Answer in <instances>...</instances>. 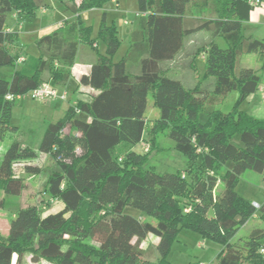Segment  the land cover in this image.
<instances>
[{"label": "trees", "instance_id": "16d2710c", "mask_svg": "<svg viewBox=\"0 0 264 264\" xmlns=\"http://www.w3.org/2000/svg\"><path fill=\"white\" fill-rule=\"evenodd\" d=\"M62 1H68L77 20L38 39L39 56L27 57L18 69L21 55L12 46L20 37L7 29L9 13L33 17L47 4L0 0V141H11L0 161V207L15 213L8 235L0 233V264H22L26 252L34 253L36 262L42 258L54 264H174L168 256L184 229L223 245L218 264H264L263 227L235 241L254 217L264 219V195L248 197L243 177L264 172V120L241 109L262 78L240 58L259 53L264 64V39L247 36L243 28L255 9L252 0H138L145 15L119 61L113 55L121 39L105 14L97 39L91 36L93 26L79 14L107 0H82L78 7L74 0ZM199 31L211 36L201 51L204 79H216L212 91L190 90L161 68L182 51L187 36ZM97 41L104 43V53L94 46ZM83 45L95 49L97 58L80 83L100 93L77 99L63 118L50 123L38 151L24 145L11 122L17 99L6 96L26 95L43 82L68 84ZM232 92L240 98L230 111L207 106L210 95ZM150 95L159 109L152 123L145 117ZM147 133L153 141L149 150H133ZM160 133H167L186 157V170L159 173L149 165ZM123 146L128 148L121 150ZM39 153L56 164L46 176L44 192L64 205L44 216L36 205L21 207L26 185L15 171L20 163L26 173H42L32 163ZM150 234L159 238L157 260L148 258L141 246Z\"/></svg>", "mask_w": 264, "mask_h": 264}, {"label": "rangeland", "instance_id": "374dc122", "mask_svg": "<svg viewBox=\"0 0 264 264\" xmlns=\"http://www.w3.org/2000/svg\"><path fill=\"white\" fill-rule=\"evenodd\" d=\"M75 1L78 7L80 1ZM121 3V10L118 11L112 0L103 2L101 6L86 9L80 14V19L88 25L93 26L92 38L97 39V30L105 14V21L108 25H114L118 31L121 39V44L117 52L113 55L114 61L123 59L131 45V34L138 28L141 17L137 15L140 12L138 8V0H119ZM68 1L62 0H46L47 8H39L35 16L27 17L22 20L21 24H17L16 30L20 33L21 43L17 46L23 49L26 54L32 57H37L38 47L36 41L41 37L54 33L60 28V22L70 24L77 20L78 15L74 14ZM261 5L264 7V0ZM191 13V12H189ZM200 9H195V15L200 16ZM126 21H129L126 24ZM8 23L13 25L12 14L9 13ZM244 32L248 35H253L256 38L264 39V19L262 21H255L252 23L245 22L243 24ZM211 40L210 33L207 31H199L191 34L185 38L184 47L182 51L172 61L161 63V68L165 75L170 78L181 80L184 85L190 90L207 89L212 91L215 86V77L210 76L204 79V56L201 50ZM217 42L226 47L227 42L223 38H218ZM91 48L89 45L87 46ZM104 43L100 41V52H103ZM82 55V54H80ZM31 63V61H30ZM240 63L245 67H250L258 71L261 75V85L264 83V64L259 53H250L240 58ZM22 65H17L20 69ZM201 95V92H200ZM240 98L239 92H232L226 96H212L207 99V106H215L216 108L228 112L232 109L235 102ZM43 101L32 99L31 97L18 100L13 109L11 122L18 127L16 137L20 141H28L34 146L38 140L39 135L43 134L50 123H55L63 118L68 110L67 105L55 114L49 113L47 108L42 105ZM257 105L264 111V102L260 95L254 100L252 97L247 98L243 103V109L252 116L264 120V112H256ZM159 116V109L154 106V98L149 96V106L145 114L149 123H152ZM152 136L147 133L145 139L136 146V151L145 153L144 147L146 145H153ZM5 143H11L10 139H6ZM8 146L6 147V149ZM128 147L123 146L121 150ZM6 149L1 152L4 154ZM2 157L0 158L1 161ZM33 164H37L42 168V173L31 174L23 171V164H17L15 171L19 174L25 182V189L21 194V205L29 206L36 205L41 214L44 216L49 212H58L61 210V205L57 200H54L44 192L43 184L46 176L50 174L56 164L51 156L43 154L39 159L33 160ZM150 166L159 173L166 171H184L187 169L186 157L175 148V142L167 133H160L154 142V147L150 155ZM244 180H256L261 184L262 179L260 175L255 172H247ZM264 181V180H263ZM220 188H217V192ZM3 196V190L0 189V200ZM258 199L263 197V192L260 191L257 196ZM259 216V214H257ZM13 217V212L0 207V233L7 236L10 228V221ZM154 224L156 220H152ZM263 227L264 219L254 217L245 227H242L235 241L239 238H244L253 228ZM137 239H134V242ZM95 243L93 241H90ZM148 258L157 260L159 257L158 251L154 244V239H144L141 243ZM223 245L210 239H204L198 233L189 229L182 230L176 241L173 244L172 250L168 256V260L174 264H218L217 257ZM34 253L26 252L22 259V264H54L39 258L34 261ZM17 255H15V260Z\"/></svg>", "mask_w": 264, "mask_h": 264}, {"label": "crops", "instance_id": "0c3cea01", "mask_svg": "<svg viewBox=\"0 0 264 264\" xmlns=\"http://www.w3.org/2000/svg\"><path fill=\"white\" fill-rule=\"evenodd\" d=\"M45 2H46V0H45ZM112 2L117 7L118 11H120L121 10L120 1L119 0H112ZM263 19H264V7L260 4L259 6L255 7V9L252 11L251 18L247 22L252 23L255 21H262ZM12 20H13V25H10L8 23L7 29L11 30V31H18V30H16V28L18 27L17 24H21L22 20H24V19H19L18 17L15 16L14 13H12ZM63 23L64 22H60L59 26L61 27L63 25ZM19 35H20V33H19ZM19 37H20V43H21V36H19ZM36 43H37V41H36ZM94 46L100 50V41H97V43ZM12 50L19 52L20 55L24 56L25 58L31 56L29 54H26L25 51L23 49H20L17 45L12 46ZM104 52H105V45L103 47V52H101V53H104ZM80 54H82V55H80ZM38 56H39V50L37 52V57ZM96 58H97V52L95 51V49H93L92 47L89 48V47L84 46V45L81 46L79 53H78V56H77V61L72 68V75H73L72 80L66 85H57L56 86L61 91L69 92V98L67 100L56 99V100H47V101L40 102V103H42V105L44 107L47 108V111L49 113L55 114L57 111L59 112L63 108L64 105H67V107L69 108V106L75 104L76 100L79 98L91 99L93 96H96L100 93V90H98L94 87H91L89 85H83L80 83V80H81L83 75H89L91 73L92 65L95 62ZM21 65H23V64H21ZM56 65H58V64L56 63ZM263 87H264V83L259 86V89L255 93L247 96V98L252 97V99L255 100L257 98V95H260L261 100L264 102ZM247 98L244 101H246ZM22 99L23 98L18 99V100H22ZM244 101H243V103H244ZM243 103L241 104V109H243L242 108ZM243 110H245V109H243ZM256 112H264V111H263V109H261L259 107V105H257V111ZM69 128L71 131L70 126L67 127V129H69ZM72 131H73L72 133H76V134L78 133L77 130L72 129ZM42 136H43V134L39 135V137H38L39 141H37V143L34 146L30 145L28 143V141H25V142L22 141V142L24 145H28L31 148L38 151V147H39ZM7 146H9V145L7 143H5V141H0V154L2 151H4L6 149ZM136 146L133 147L132 149L136 150ZM43 154H45V153H39V157H41ZM46 155H48V154H46ZM2 156H3V153H2V155H0V158ZM259 175H260V178L262 179L261 184L258 183L256 180H251V179H248V181L245 180V193L248 197L255 198V195L258 194L260 191H262L263 195H264L263 176H262V174H259ZM3 196H4V193H3ZM3 196L1 197V199L3 198ZM54 200H57L60 203V205H61L60 209L64 208L62 201H60L58 199H53V201ZM19 202L21 205V196L19 198ZM21 207H24V206L21 205ZM50 213H54V212H49V213H46L45 215H48ZM14 216H15V213H13V217ZM150 237L154 239V244L156 246L158 244L159 238L150 234L147 236L146 239H150ZM141 246H142V248H144V246L142 244H141Z\"/></svg>", "mask_w": 264, "mask_h": 264}, {"label": "built area", "instance_id": "2783aa9c", "mask_svg": "<svg viewBox=\"0 0 264 264\" xmlns=\"http://www.w3.org/2000/svg\"><path fill=\"white\" fill-rule=\"evenodd\" d=\"M77 2L80 0H76ZM251 3L257 7L259 6L262 1L261 0H252ZM138 16H144L145 13H141V12H137ZM129 21H126V24H128ZM26 58L24 56H21L18 61L17 64H23L25 62ZM263 93H264V87H263ZM7 99H14L16 98L21 99V98H26V97H31L32 99L35 100H39V101H47V100H56V99H60V100H67L69 98V92L67 91H61L60 89H58L56 86L52 85L49 82H43L41 85H39L36 89L32 90L30 93L26 94V95H20L17 97H14L13 95H7L6 96ZM149 145H146L144 147L145 152H147L149 150ZM263 176V180H264V172L262 173ZM253 205L256 208H260V204L257 202H254ZM186 211H189V209H186ZM262 252L264 253V249L262 250ZM201 264H205V263H201Z\"/></svg>", "mask_w": 264, "mask_h": 264}]
</instances>
